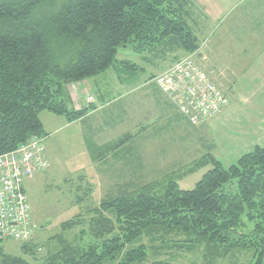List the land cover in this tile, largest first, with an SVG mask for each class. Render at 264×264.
<instances>
[{
  "label": "trees",
  "instance_id": "trees-1",
  "mask_svg": "<svg viewBox=\"0 0 264 264\" xmlns=\"http://www.w3.org/2000/svg\"><path fill=\"white\" fill-rule=\"evenodd\" d=\"M191 4L190 0H0V156L36 138L46 149L43 113L69 123L85 118L92 108L70 109L68 86L106 73L120 48L133 45L140 54L163 48L186 55L198 52L199 38L187 22ZM156 78L150 80L167 97ZM128 139L119 141L115 150ZM206 162L212 169L192 190H183L174 181L162 192L159 185L149 184L103 202L91 222V233L102 244L81 249L64 242L45 264L114 262L144 237L170 235L205 246L208 264L241 251L254 253L253 264H264V148L256 147L228 169L212 156L199 168ZM27 181L23 189L28 198ZM106 212L115 219L105 217ZM7 241L11 240L0 238V264H31L8 253ZM31 245L30 240L24 242L23 254L31 252ZM146 260L143 246L128 251L121 264Z\"/></svg>",
  "mask_w": 264,
  "mask_h": 264
},
{
  "label": "rangeland",
  "instance_id": "rangeland-1",
  "mask_svg": "<svg viewBox=\"0 0 264 264\" xmlns=\"http://www.w3.org/2000/svg\"><path fill=\"white\" fill-rule=\"evenodd\" d=\"M190 2L191 13L187 22L199 38V51L186 55L181 50L163 48L161 52L140 54L133 45L119 49L116 63L97 80L109 90L111 99L115 97L106 104L107 109L101 118L106 125L116 128L110 137L120 136V139L107 144L103 142L105 137L102 134L99 139L88 134L86 147L91 155L89 153L87 157L81 153L80 133L75 128L48 137L46 147L50 175L37 186L27 187L32 218L29 240L33 253L23 254L21 249L27 241H7L5 248L8 253L21 256L31 264H45L51 255L63 249L64 242L81 249L99 246L102 242L93 237L91 222L103 202L149 184L159 185L157 190L162 192L169 182L174 181L181 189L192 190L212 169L208 162L199 168V163L208 156L228 169L256 147L264 148V0ZM164 49L165 53L162 52ZM179 59L195 60L209 76L210 82L228 99V107L218 117L198 127L189 126L187 122L171 124L163 121L152 132L134 136L133 132L146 121L135 122L125 115L120 116V109L124 107L131 112V106L134 115L133 107L140 103L143 118H159L163 112L152 96L162 94L158 87V91L147 90L150 86L146 84L151 77L158 78L168 72ZM130 63L135 64L133 68L136 70L128 67ZM120 81L128 83L121 86ZM139 82L141 88L137 86L135 92L139 90L140 93L135 97L132 95L120 101L116 96V92L123 95ZM85 97L88 106L85 108L90 110L96 102L91 93H86ZM122 118L127 122L118 128L121 123L118 119ZM41 119L50 132L58 127L56 123L61 122L58 120L64 121V118L48 112L43 113ZM95 120L93 118L90 123H95ZM150 125L154 127L153 123L147 126ZM126 138L129 139L115 150L116 144ZM135 138L140 140H136L134 145ZM120 149L126 156L134 154L139 158L135 164L133 161L121 164L123 176L116 173L120 169L115 163L119 157H114L121 154L118 152ZM111 156L116 160L113 163ZM103 215L115 219L112 212ZM66 223L75 226L67 229L64 227ZM185 239L174 235L144 237L117 255L116 261L105 264H121L128 251L143 246L147 252V260L143 264H208L206 247L184 243ZM253 263L254 253L241 251L213 264Z\"/></svg>",
  "mask_w": 264,
  "mask_h": 264
},
{
  "label": "built area",
  "instance_id": "built-area-1",
  "mask_svg": "<svg viewBox=\"0 0 264 264\" xmlns=\"http://www.w3.org/2000/svg\"><path fill=\"white\" fill-rule=\"evenodd\" d=\"M156 84L196 127L209 122L229 104L195 60L177 63ZM49 166L43 140L34 139L0 156V238L27 241L32 236L31 215L23 184Z\"/></svg>",
  "mask_w": 264,
  "mask_h": 264
},
{
  "label": "crops",
  "instance_id": "crops-1",
  "mask_svg": "<svg viewBox=\"0 0 264 264\" xmlns=\"http://www.w3.org/2000/svg\"><path fill=\"white\" fill-rule=\"evenodd\" d=\"M204 46L206 47V45H204ZM103 74H105V73H103ZM103 74H101V75H103ZM99 76H97L93 79H90V80H86L82 83L71 84L68 87V93H69V99H70L69 106H70V109H72V110H81V109L88 108V106L86 105V102H85V99H86L85 95H86V93H87V95L89 93L92 94V97L96 103H95V105L91 106L92 110L89 111L88 115L85 118H83L82 120L75 122V123H69L65 119H64V121L58 120L61 122L56 123V124H58V127L55 129H52L53 130L52 132L47 131L45 129L46 133L48 134V137H50V136L54 135V133H58V132L65 131V130H68L71 128H75L80 133V139L82 142L81 148L83 151L81 153L82 154L84 153L87 157L89 156V153H90V152H88L87 147H86L88 134H90L92 138H95L96 136H98V139H99V136L102 134V136L105 137L103 142H106L107 144L112 142L111 140L117 141L120 139V136L118 138H114V139L112 137H110L113 132L114 133L116 132V128L113 129L112 126L106 125V122L103 120V118H101V117H103L102 115L105 114V112H104L105 109H107L106 104L108 102L112 101V99H115V97L112 99L109 97L110 96L109 90L107 88H105L103 83H101V82H99V80H97V78ZM118 80H120L119 77H118ZM127 83L128 82H122L121 83V81H120L121 86H125V84H127ZM139 85H140V82L137 85L134 84L132 86L133 87L132 89L130 87L125 92L121 91L124 93L123 95L120 94L118 91V92H116L117 93L116 96H118L120 101L123 99L127 100L128 98L132 97V95H134V97H135L138 93H140L139 90H137V92H135V88L137 86H138V88H141V87H139ZM146 85L150 86L147 90L155 89L156 91H158L154 82L148 81ZM108 97H109V99L106 100ZM152 97L156 98L155 101L157 103H159L157 105H160V109L163 112V114H159V118H157L156 120L153 116H151V117L148 116L147 118H145V117L143 118L141 116V111L139 108L141 106L140 103L138 104L139 106H137V107H136V105H134V107H133L134 115H132L133 111H132V108L130 105L129 106H130L131 112L129 111V109H126L124 107L122 109H120V116L125 115V117L132 118L133 121H135V122H138L139 120H145L146 121L145 124L140 125L135 130V132H133L134 136L139 135L140 133L143 134L145 132H152L153 130H155V128L157 126H160L161 124H163V121H166V122L171 123V124H174L176 122H181V123L187 122L182 117V115L177 111V109L169 102L167 97H165L163 94L159 95V96H152ZM110 117H111V115H110ZM93 118H96L95 123H90V121ZM151 119L153 120V122H151ZM118 121H121V123L118 125V128L123 127V125H125L127 122V121L124 122L123 118L118 119ZM151 123H153L154 127L151 125L147 126L148 124H151ZM189 126H190V124H189ZM48 137H47V139H48ZM47 139H46V143L48 141ZM136 140H140V138H135L134 145H135ZM134 149H135V146H134ZM46 150H47V147H46ZM118 152H121V154H118L114 157L118 156L119 161H116L115 159H113L112 156H111V161H112V163L116 161L115 163L118 165L119 168H120L121 164L124 165L128 161H133L134 164L139 161L138 156H135L134 154L126 156L125 152L122 149H120ZM90 155H91V153H90ZM47 157H48V153H47ZM48 170H49V168L45 172H43L42 174L28 180L26 182V186H25L26 189H27V187L37 186V184L42 179L47 178L50 175V171H48ZM116 173H119V176H121V175L123 176L124 175L123 168L117 169Z\"/></svg>",
  "mask_w": 264,
  "mask_h": 264
}]
</instances>
